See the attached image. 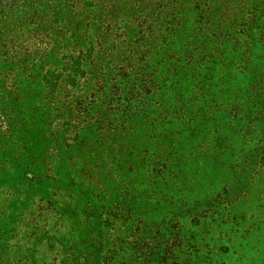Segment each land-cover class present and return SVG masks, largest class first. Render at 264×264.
Here are the masks:
<instances>
[{"label":"rangeland","instance_id":"374dc122","mask_svg":"<svg viewBox=\"0 0 264 264\" xmlns=\"http://www.w3.org/2000/svg\"><path fill=\"white\" fill-rule=\"evenodd\" d=\"M0 264H264V0H0Z\"/></svg>","mask_w":264,"mask_h":264}]
</instances>
